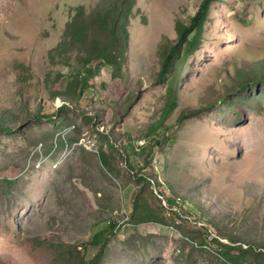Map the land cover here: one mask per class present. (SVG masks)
I'll list each match as a JSON object with an SVG mask.
<instances>
[{
	"label": "rangeland",
	"instance_id": "obj_1",
	"mask_svg": "<svg viewBox=\"0 0 264 264\" xmlns=\"http://www.w3.org/2000/svg\"><path fill=\"white\" fill-rule=\"evenodd\" d=\"M116 1L0 0V264H264V83L239 92L264 0L214 3L161 83L160 44L203 0H134L125 49L98 20Z\"/></svg>",
	"mask_w": 264,
	"mask_h": 264
},
{
	"label": "trees",
	"instance_id": "obj_2",
	"mask_svg": "<svg viewBox=\"0 0 264 264\" xmlns=\"http://www.w3.org/2000/svg\"><path fill=\"white\" fill-rule=\"evenodd\" d=\"M216 2H218V0H203L197 12H195L194 16H192L188 22H184L182 20L175 21L177 39L174 41L165 39L159 46V56L162 61L158 77V81L160 83L165 82L170 77L171 79H175L181 63L184 62L186 58L199 51L204 42L203 36L206 25L210 19L212 6ZM133 4L134 0H117L109 12L102 10V13L98 15V20H102L100 23L105 25V27H107L106 19L110 15L113 17V22L110 28L113 34L111 43L115 45V49L118 47L121 49L126 48L128 40L126 20H128V15L132 13ZM121 19H125V23L119 25V20ZM87 27L88 26L84 21H73L69 24L68 28L70 29V36L74 43H82L87 33ZM117 29L120 30L119 37H117ZM113 49L114 48L112 46H103L99 55L100 59L105 60V58L108 56H114ZM261 66L262 67L260 68L253 69L254 71L253 73L251 72V74H248L247 71L239 73V77H241L239 92L258 87L261 83H264V76H262L264 75V64L261 63ZM175 99L176 97L173 95L171 102L168 105V111L176 108L177 104ZM61 111L63 110L61 109ZM193 116L194 113L184 114L182 119L191 118ZM166 202H168L171 207L178 205L176 198H167ZM91 244L96 246L101 245L102 248L100 250H103L106 247L104 233H99L96 235L91 241ZM95 261H98V256L93 261V263Z\"/></svg>",
	"mask_w": 264,
	"mask_h": 264
}]
</instances>
